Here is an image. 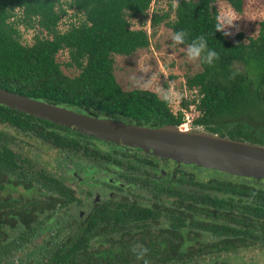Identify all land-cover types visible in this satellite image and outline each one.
I'll list each match as a JSON object with an SVG mask.
<instances>
[{
  "label": "trees",
  "instance_id": "16d2710c",
  "mask_svg": "<svg viewBox=\"0 0 264 264\" xmlns=\"http://www.w3.org/2000/svg\"><path fill=\"white\" fill-rule=\"evenodd\" d=\"M151 1L0 0V88L97 118L177 127L183 122L181 110L173 113L153 91L121 90L113 74L114 55L148 46L145 30L131 28L130 19L145 18ZM224 1L241 13L246 0ZM214 2L175 0L151 13L149 25L164 22L172 33L186 31L180 44L186 47L203 36L219 55L211 65L198 60L199 70L184 76L185 87L197 95L181 102L185 110L192 104L197 112L191 125L264 146V17L255 36L244 41L239 32L230 41L217 30ZM68 10L81 18L60 31L58 21ZM19 25L36 28L30 44L20 41ZM61 50L67 54L62 65L76 71L71 76L56 59ZM0 125L57 150L63 159L115 174L111 183L117 185L108 186L118 192L81 206L72 187L20 158L12 148L14 135L0 129V264L13 261L27 245L35 250L24 264H231L219 254L264 245V189L256 184L217 177L197 181L178 168V176L158 182L148 170L155 163L137 155V148L1 104ZM222 126L230 128L224 133ZM123 184L145 190L150 203L129 198ZM75 206L84 215L73 211Z\"/></svg>",
  "mask_w": 264,
  "mask_h": 264
},
{
  "label": "rangeland",
  "instance_id": "374dc122",
  "mask_svg": "<svg viewBox=\"0 0 264 264\" xmlns=\"http://www.w3.org/2000/svg\"><path fill=\"white\" fill-rule=\"evenodd\" d=\"M167 3L174 5L175 0H152L146 10L145 18L130 19L131 28H142L145 30L148 35L149 44L147 47L138 49L126 56L114 55L113 74L121 90H131L134 88L147 89L155 92L159 98L165 99L169 109L173 113L181 110L183 122L177 126L179 129L204 131L200 126L191 125V119L197 115L193 105H189L186 110L181 106L182 101L196 99L197 97L194 89L189 90L185 87L184 76L191 75L199 70L198 60L193 61L188 59L186 55L187 47L177 44L172 40L171 37L174 33L164 25V22H159L154 28L149 25L151 13H160L166 10ZM214 6L218 12L220 28L224 34L227 33L225 36L230 41H234L235 35L239 32L243 34L244 41L248 36H255L258 21L264 17V0H246L241 13L233 11L224 0H215ZM80 18L81 16L74 14L73 10H68L58 21L57 29L62 31L70 24L77 23ZM170 18H172V14ZM140 22H143L142 26ZM18 29L20 41L23 44H30L33 35L37 32L35 27L24 28L19 25ZM56 59L60 62L64 74L69 76L75 74V69L62 65L67 60L65 50L59 51L56 54ZM229 128V126H222L220 130L225 133ZM0 129L6 131L10 137L14 135L12 148L20 158L31 160L35 167H44L72 187L77 197L81 200V206L88 207L94 200L104 199L105 196L111 193L118 194L116 190L108 186V184L117 185L111 183L113 180H117L115 174L110 175L109 172L94 171L89 166L78 163L77 160L70 157L69 159H63L62 154L57 150L27 135L20 134L5 125H0ZM131 148H137L139 150L136 152L137 155L146 156L155 163L148 170L153 172V179L158 182H166L178 176L174 170L178 168L194 174L197 181H203L206 177H217L253 183L264 189V177L257 178L251 175H237L218 168L201 164L197 165L191 161L184 160V158L158 156L138 147ZM74 162L78 164H74ZM123 187L124 191L128 190V193L124 194L128 195L129 198H134L141 203H150L144 194L145 190L142 191L133 184H123ZM16 190L21 191L19 188H16ZM141 194H144V197H138ZM81 206L73 207V211H75L74 209H81ZM79 213L80 215H84L82 210H79ZM31 250L35 249L30 245L23 246L17 252V258L8 264H24L25 260L30 257V255L26 256V254ZM20 257L22 258L21 260H19ZM218 258L231 264H264V245L254 243L247 247L220 253ZM204 259L209 260L211 257H205Z\"/></svg>",
  "mask_w": 264,
  "mask_h": 264
},
{
  "label": "water",
  "instance_id": "95a60500",
  "mask_svg": "<svg viewBox=\"0 0 264 264\" xmlns=\"http://www.w3.org/2000/svg\"><path fill=\"white\" fill-rule=\"evenodd\" d=\"M0 104L67 129L158 156L184 158L237 175L264 177V146L206 131L140 126L97 118L0 88ZM183 160V161H184ZM187 161V162H188Z\"/></svg>",
  "mask_w": 264,
  "mask_h": 264
},
{
  "label": "clouds",
  "instance_id": "9594fccd",
  "mask_svg": "<svg viewBox=\"0 0 264 264\" xmlns=\"http://www.w3.org/2000/svg\"><path fill=\"white\" fill-rule=\"evenodd\" d=\"M221 30V29H217ZM227 34V33H225ZM188 33L184 30H180L175 32L172 35V40L177 44H183L185 42V38ZM186 55L189 60H201L203 63H207L211 65L214 60L219 59V55L215 50L209 49L207 46V42L203 36H199L194 38L187 46ZM135 247L133 251H135ZM146 252V249L144 250ZM143 252L139 253L137 258H142ZM144 264H148V261H144Z\"/></svg>",
  "mask_w": 264,
  "mask_h": 264
}]
</instances>
